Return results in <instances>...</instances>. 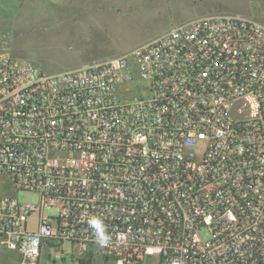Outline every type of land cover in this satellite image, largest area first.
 Segmentation results:
<instances>
[{"label": "built area", "instance_id": "built-area-1", "mask_svg": "<svg viewBox=\"0 0 264 264\" xmlns=\"http://www.w3.org/2000/svg\"><path fill=\"white\" fill-rule=\"evenodd\" d=\"M0 179V264H264V23L56 72L0 50Z\"/></svg>", "mask_w": 264, "mask_h": 264}, {"label": "rangeland", "instance_id": "rangeland-1", "mask_svg": "<svg viewBox=\"0 0 264 264\" xmlns=\"http://www.w3.org/2000/svg\"><path fill=\"white\" fill-rule=\"evenodd\" d=\"M64 1L0 0V50L7 49L8 43L16 39V56L32 60L45 71L53 72L63 68L65 63L81 62L79 57L83 55L98 61L134 51L195 17L241 13L264 23V0H135L123 2L118 9L108 11L110 27L108 35L103 38L106 42L85 45L84 53L67 41L63 36L67 27L60 26L53 17V10L62 8ZM18 199L22 203L38 204L40 196L20 192ZM54 212L53 209L46 211L48 214ZM64 248L65 253L54 249L47 264H73L68 254L70 245L66 243Z\"/></svg>", "mask_w": 264, "mask_h": 264}, {"label": "crops", "instance_id": "crops-1", "mask_svg": "<svg viewBox=\"0 0 264 264\" xmlns=\"http://www.w3.org/2000/svg\"><path fill=\"white\" fill-rule=\"evenodd\" d=\"M132 1L135 0H65L62 8L56 7L53 10V17L60 23V26L67 27V30H64L65 33H63V36L65 38L67 37V41H70V44L74 45L73 47L80 48L82 51L84 50L83 52L85 53L87 45H101L106 42L103 38H106L105 36L108 35L110 27L108 11L110 9H118L123 2L130 3ZM200 17H195L187 22H191ZM16 41L15 39V42H9L8 48L6 47L15 56L17 55L14 50ZM79 58L82 60L81 62L65 63L61 69L86 65L93 62V60L97 61L96 58L91 59L85 55ZM20 59L28 60L22 57Z\"/></svg>", "mask_w": 264, "mask_h": 264}]
</instances>
